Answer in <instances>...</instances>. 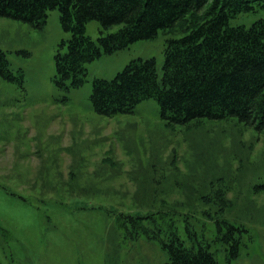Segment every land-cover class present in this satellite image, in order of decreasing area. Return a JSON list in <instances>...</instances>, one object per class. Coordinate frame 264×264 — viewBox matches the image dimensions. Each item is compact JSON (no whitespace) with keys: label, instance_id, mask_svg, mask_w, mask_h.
<instances>
[{"label":"rangeland","instance_id":"obj_1","mask_svg":"<svg viewBox=\"0 0 264 264\" xmlns=\"http://www.w3.org/2000/svg\"><path fill=\"white\" fill-rule=\"evenodd\" d=\"M261 18L264 8L231 25ZM178 29L103 53L84 84L65 87L56 55L72 33L59 9L41 29L0 16L14 77L0 73V264H167L163 243L174 236L219 264H264V128L237 117L169 124L155 99L112 116L92 104L94 81L134 60L155 59L162 82ZM101 30L92 20L86 35L100 45ZM127 216L146 218L136 226Z\"/></svg>","mask_w":264,"mask_h":264},{"label":"trees","instance_id":"obj_2","mask_svg":"<svg viewBox=\"0 0 264 264\" xmlns=\"http://www.w3.org/2000/svg\"><path fill=\"white\" fill-rule=\"evenodd\" d=\"M261 8L264 0H0V16L38 29L45 26L49 11L59 9L63 28L72 33L56 55L57 84L65 87L68 80L74 87L84 84L86 65L103 53L180 26L182 36L166 47L162 82L155 59L134 60L114 80L94 81L91 101L101 115L133 113L142 101L155 99L169 124L237 117L264 128V18L250 27L231 25ZM92 20L102 25L100 45L86 35ZM114 26L118 30L107 33ZM0 73L14 78L1 51ZM127 218L139 226L146 217ZM234 230L230 226L226 238L233 241L236 256ZM163 245L170 254L167 264H219L206 247L185 248L177 236Z\"/></svg>","mask_w":264,"mask_h":264}]
</instances>
